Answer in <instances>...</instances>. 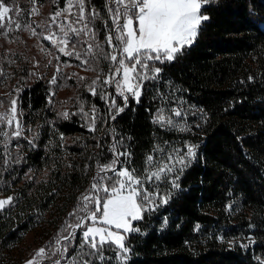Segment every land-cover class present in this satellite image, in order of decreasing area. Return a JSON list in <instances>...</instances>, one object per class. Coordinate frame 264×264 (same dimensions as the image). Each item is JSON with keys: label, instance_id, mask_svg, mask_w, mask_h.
Listing matches in <instances>:
<instances>
[{"label": "trees", "instance_id": "1", "mask_svg": "<svg viewBox=\"0 0 264 264\" xmlns=\"http://www.w3.org/2000/svg\"><path fill=\"white\" fill-rule=\"evenodd\" d=\"M49 1L58 3L37 4ZM85 1L106 15V0ZM202 12L209 19L193 44L159 63L162 72L145 82L140 102L129 100L95 131L78 117L59 118L45 81L26 85L18 99L26 137L0 147V198H13L0 211V264H21L34 244L45 247L68 234L61 230L76 222L70 214L90 189L97 162L112 159L117 140L130 153L121 157L128 169L143 170L146 156L158 158L154 148L165 141L181 152L194 145L196 152L178 189L161 183V194L172 193L168 203L134 223L139 231L128 234L126 264L264 261V0H210ZM93 104L100 105L96 98ZM161 108L165 116L182 109L191 130L153 123ZM81 238L77 231L65 242L69 254L80 251Z\"/></svg>", "mask_w": 264, "mask_h": 264}, {"label": "snow or ice", "instance_id": "2", "mask_svg": "<svg viewBox=\"0 0 264 264\" xmlns=\"http://www.w3.org/2000/svg\"><path fill=\"white\" fill-rule=\"evenodd\" d=\"M112 2L116 7L110 8L109 11L112 14L115 32H109L106 43L118 52V55L104 54V59L110 60L116 67L113 75L104 79L102 83L114 84L116 96L124 100V105L119 106L115 98L111 99L109 112L111 119L115 120L127 107L130 97L135 98L137 103L140 102L146 81L158 80L162 69L151 62L160 64L171 62L186 46L190 47L193 44L202 22L209 19L203 14L202 7L210 0H112ZM31 3L33 4L31 14L38 15L35 7L37 0H31ZM73 8L77 11L73 12ZM61 16H65L66 22L58 24L57 18ZM89 16L91 19L88 18ZM97 18L98 14L95 12L85 15V0H66L64 8L50 15L51 22H44L45 27L39 35L44 40L50 41L60 53L67 56L75 55L81 64L87 65L90 60L83 57H94L104 50L99 44L93 46L87 41L74 37L91 36L95 39L90 25ZM75 24H80L81 27H74ZM53 25L59 28L62 35L53 31ZM36 27L40 25L37 24ZM21 29L30 31L33 36L38 35L21 9L15 4L8 6L0 0V30H2L0 35L6 38L10 31ZM83 43H87L88 46L82 57L81 52L76 49ZM59 71L60 69L57 68V73ZM121 72L122 79H117L116 74ZM0 75L3 73L0 72ZM56 82L57 77L54 75L50 83L56 84ZM96 84L97 81L94 80L89 87L94 96L97 95ZM92 111L94 113L95 108ZM164 111L163 108L158 110L153 123L170 130H191L187 120L184 119L182 109H171L168 116L162 114ZM61 115L65 119L69 117L67 112ZM83 115L87 119L89 114L84 112ZM5 128H10L12 131H6ZM88 130H96L95 116L88 123ZM23 131V123L17 111V99L14 98L10 101L9 107L4 112H0V138H3L5 149L13 139L21 138ZM33 140H29L28 143L34 146ZM16 146L20 147L19 144ZM122 147V141H115L110 148L112 156L110 162H97L98 171L90 189L79 198L80 207L70 214L76 217V222L68 223L67 227L61 230L68 234H58L52 242L38 249L26 264H44L45 261H49L50 264H62V261L65 264H96L97 261L99 264H126L131 252L126 243L128 240L126 234L139 231L133 221L143 219V213L155 211L160 204L168 203L172 193L169 191L161 194L159 191L161 183L170 184L172 189H178L179 174L190 166L191 161L196 157V152L194 145H186V152H181L180 148L168 146L165 141L164 145L157 144L154 148L159 154L158 158L154 160L153 155L146 156L143 170L128 168L117 170L115 166L122 163L120 157H130L127 150H119ZM169 176L172 178L169 179ZM101 192L104 195H100ZM12 202V197L0 200V211L10 206ZM81 212L83 216L78 215ZM85 219L92 222L91 226L84 224ZM69 229L71 231H68ZM77 229L82 230L81 243L78 246L80 251L71 255L69 246L65 242L75 239ZM241 246L246 247V245ZM108 252L113 255L107 256ZM261 264H264V261Z\"/></svg>", "mask_w": 264, "mask_h": 264}, {"label": "rangeland", "instance_id": "3", "mask_svg": "<svg viewBox=\"0 0 264 264\" xmlns=\"http://www.w3.org/2000/svg\"><path fill=\"white\" fill-rule=\"evenodd\" d=\"M13 4L22 10V14L28 19L32 28L35 29L38 35L33 36L30 31L25 29L12 30L8 33L6 38L0 35V72L3 73V75H0V102H2V105H0V112H4L9 107L12 99H17V111L20 114V119L24 128L21 138H25L27 130L23 120L24 117H22V112L19 108L18 99L26 88V85L32 83L34 80H43L49 86V103L52 105L59 118L65 119L61 113L67 112L69 113L67 119L78 117L87 127L93 116L96 118V127L105 124L111 117L109 112L111 99L115 98L119 106L124 105L123 98L116 96L115 85H105L102 83L104 79L113 75L116 67L110 60L104 59V54L106 53L118 55V52L114 51V49L106 43V37L109 32H115L112 14L109 9H114L116 4L113 3L112 0H106V15L101 17L98 15V18L90 25L92 32L95 34V39H92L91 36L74 37V39L87 41L93 44V46L99 44L104 50L94 57H83V52L87 49L88 44L83 43L79 45L76 51H80L83 58L90 60V63L87 65L81 64L80 60L77 59L75 55L67 56L60 53L57 47H54L50 41L44 40L42 36L39 35L45 27L44 22L47 21L50 23V15L64 8L66 6V0H64V3L59 2V0L58 3L55 1H49L42 5L36 3L35 7L39 13L38 15L31 14L33 4L28 0H16L6 5L11 6ZM76 11L77 10L73 8V12ZM91 12L97 13V11L85 1V15L87 16ZM88 18L91 19V16ZM65 22V16L57 18L58 24H63ZM37 24H39L40 27H36ZM74 27L79 28L81 25L75 24ZM52 28L54 32L61 34L56 25H53ZM69 50L71 49L69 48ZM151 63H155L156 66L159 64V62ZM57 68L60 69L59 73H57ZM54 75L57 77V82L56 84H51L50 81ZM116 78L122 79V72L116 74ZM94 80L97 81L95 86L97 95L95 96L92 95L89 90ZM86 94L89 95V97H86ZM102 95L104 98H102ZM94 98L98 99L100 105L97 104L94 106ZM129 100L136 101L133 97H130ZM81 106H83V112H81ZM93 108H95L94 113L92 111ZM113 111H116V109H113ZM84 112L89 114L87 119L83 115ZM5 130L12 131L10 128H5ZM1 146H4L3 138H0V147ZM17 148L18 147H16V149ZM123 149L124 147L119 150L123 151ZM115 167L117 170L127 168L123 161L122 163H118ZM100 195H104V193L101 192ZM8 197L12 196H4L0 198V200L7 199ZM135 222L137 221H133V224ZM84 224L86 226H91L92 222L85 219ZM77 231H79L82 237V230L77 229L76 232ZM41 247L40 244H34L32 248H28L26 256L21 264H26V261L32 259L35 252Z\"/></svg>", "mask_w": 264, "mask_h": 264}]
</instances>
